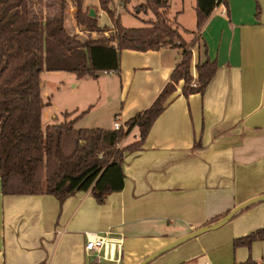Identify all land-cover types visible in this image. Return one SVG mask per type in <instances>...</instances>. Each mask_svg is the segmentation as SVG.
<instances>
[{"label": "crops", "instance_id": "1", "mask_svg": "<svg viewBox=\"0 0 264 264\" xmlns=\"http://www.w3.org/2000/svg\"><path fill=\"white\" fill-rule=\"evenodd\" d=\"M195 5L196 0L194 11ZM214 10L199 42L182 35L192 42L193 78L207 55L218 64L213 80L203 94L189 96L183 94L184 81L176 85L140 150L126 153L122 191L109 194L104 204L91 190L61 203L49 194L3 195L0 180V264H137L264 194V0H223ZM70 11H77L73 3ZM184 13L181 9L171 17L169 12V17L178 22ZM74 19L70 33L86 39ZM182 58L176 47L123 49L118 72L84 78L56 72L68 75L61 77L58 90L67 84L70 89L61 114L83 113L81 119L97 106H108L114 120L126 125L154 103ZM44 117L48 124L62 121L50 106ZM97 122L105 124L101 118ZM108 125L97 128H114ZM130 132L120 147L139 140L137 128ZM261 228L264 202L177 247L199 238L200 251L193 254L202 255L198 264H242L248 259L264 264V240L234 247L236 238ZM91 232H109L100 253L85 250ZM204 235H210L208 244L200 240Z\"/></svg>", "mask_w": 264, "mask_h": 264}, {"label": "trees", "instance_id": "2", "mask_svg": "<svg viewBox=\"0 0 264 264\" xmlns=\"http://www.w3.org/2000/svg\"><path fill=\"white\" fill-rule=\"evenodd\" d=\"M69 0H0V180L3 195L49 194L64 203L77 192L92 191L96 201L124 189L123 162L128 152L140 150L156 119L184 81L183 94H203L218 70L206 55L197 64L193 78L192 42H185L180 28L169 16L168 0H144L136 12L154 13L153 20L126 27L111 6L113 0H99L101 10L111 18V27H101L84 0H71L77 7V25L84 39L67 32ZM126 2L128 0H125ZM220 0H196V28L204 24ZM195 31V32H196ZM110 33V34H109ZM199 34L196 41L199 42ZM195 41V40H194ZM206 46V45H205ZM182 49V60L154 103L129 120L123 128H77L73 111L64 120L45 125L44 111L51 105L42 95L41 74L74 73L78 78L120 70L123 49ZM196 83V85H193ZM133 128L140 132L135 143L120 147ZM228 212V211H227ZM227 215V213H226ZM225 216V215H224ZM215 218L212 222L221 219ZM264 240V228L234 240V247H250ZM184 264V263H179ZM242 264H257L248 259Z\"/></svg>", "mask_w": 264, "mask_h": 264}, {"label": "rangeland", "instance_id": "3", "mask_svg": "<svg viewBox=\"0 0 264 264\" xmlns=\"http://www.w3.org/2000/svg\"><path fill=\"white\" fill-rule=\"evenodd\" d=\"M144 0H128L127 2H122V0H113L112 1V7L115 9V13L117 15L120 14L121 16V22L126 27H137L142 26L145 24V21L153 20L154 13L150 12L149 14H145L143 12L137 13L136 7L142 3ZM68 7L66 9V27L68 32L73 31V27L75 28L76 23L74 19V15H72L70 9L72 7V1H68ZM170 14L171 17H174L178 12H180L181 9L185 11V13L180 17V20L173 21L172 18L168 16V18L171 20L172 24L174 26H179L181 28L182 35L186 38V40L191 39L192 37L194 40L198 38V32L196 31V11L193 9L194 0H170ZM84 6H89L92 9L97 10L98 14V22L101 27L107 26L111 27L112 23L110 20L109 15L101 10L100 2L99 0H84ZM179 22H182L181 25ZM186 26V29L183 28V25ZM196 31V32H195ZM85 34V33H84ZM110 34V33H109ZM87 37L88 34H85ZM84 36V37H85ZM62 73H56L53 72H47L44 71L41 74V83H42V95L44 97V100L47 102L50 101V110L55 113L60 119L63 121L64 117L62 116L61 112L62 107L69 102L70 97V89L68 88V84L66 87H62V89L58 90L57 84L61 86V83H59L62 76H68L66 75H59ZM45 95V96H44ZM49 95V99L46 97ZM111 109L108 108V106L101 107L97 106L95 109H93L88 115L84 118L78 119L75 126L77 128L81 127H107L110 124L111 126H114V115H111L112 113H108ZM108 113V114H106ZM105 116V117H104ZM44 117V116H43ZM100 118L103 120L102 123L105 124H96L97 121H100ZM44 117V121H45ZM45 125L48 123L45 121ZM107 124V125H106ZM102 125V126H97ZM134 138H132V135L129 137V141H133ZM124 141V140H123ZM210 238V235H204L201 237L200 240H202L205 244H208V240ZM199 238L194 239L193 241H190L182 246L176 247L177 249H172L171 251H168L164 254H161L160 257L154 259L149 264H195L199 262H203L202 255L200 256H194L195 254L199 253ZM195 252V253H194ZM211 250L209 251V253ZM194 254V255H193ZM193 259H190L192 258ZM205 259V258H204Z\"/></svg>", "mask_w": 264, "mask_h": 264}, {"label": "water", "instance_id": "4", "mask_svg": "<svg viewBox=\"0 0 264 264\" xmlns=\"http://www.w3.org/2000/svg\"><path fill=\"white\" fill-rule=\"evenodd\" d=\"M90 14H92V16H94V17L97 16V14L94 12V9L90 10ZM260 202H264V194H261L259 197H254L252 199H249V200L243 202V204H240V205L232 208L231 210H229L227 212V215H225L221 219L216 220L214 222H211L208 225L199 227V228L193 230L189 234H186L184 236L176 238V240H174V241H172V242L160 247V249H158L154 253L146 256L145 258H143L142 261H140L137 264H149L154 259L160 257L161 254H164V253H166L168 251H171L172 249L176 248L178 245H180V244H182L184 242H187L189 240H192L194 237H198V236H200L202 234L208 233L211 230H216V229H219V228L223 227L228 222L233 220L236 216H238L239 213L243 212L244 209L249 208V207H251L253 205L260 204Z\"/></svg>", "mask_w": 264, "mask_h": 264}, {"label": "built area", "instance_id": "5", "mask_svg": "<svg viewBox=\"0 0 264 264\" xmlns=\"http://www.w3.org/2000/svg\"><path fill=\"white\" fill-rule=\"evenodd\" d=\"M222 1L223 0H220V4ZM122 2H125V0H122ZM105 72H110V71H105ZM193 85H196V83H194ZM122 128L124 130H127L129 126L121 123L119 119H116L114 123V129L120 130ZM86 235H87V242L85 246L86 252H89L91 254L96 252L100 253V251L108 244L109 232L104 234L91 232V233H87Z\"/></svg>", "mask_w": 264, "mask_h": 264}]
</instances>
